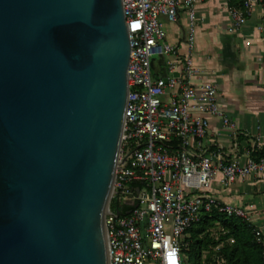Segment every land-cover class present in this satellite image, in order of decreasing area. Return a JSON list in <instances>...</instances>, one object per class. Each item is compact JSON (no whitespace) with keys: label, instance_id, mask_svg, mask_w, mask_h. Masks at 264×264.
Here are the masks:
<instances>
[{"label":"water","instance_id":"1","mask_svg":"<svg viewBox=\"0 0 264 264\" xmlns=\"http://www.w3.org/2000/svg\"><path fill=\"white\" fill-rule=\"evenodd\" d=\"M130 57L122 0H0V264H110Z\"/></svg>","mask_w":264,"mask_h":264},{"label":"built area","instance_id":"2","mask_svg":"<svg viewBox=\"0 0 264 264\" xmlns=\"http://www.w3.org/2000/svg\"><path fill=\"white\" fill-rule=\"evenodd\" d=\"M130 34L129 95L126 122L113 190L106 213L110 264H185L182 247L188 230L214 210L250 222L247 210L223 203L210 190L251 177L264 180V125L242 157L228 159L222 147L205 144L211 118L237 135L222 108L218 86L195 82L197 43L195 0H122ZM229 6L228 30H240L256 4ZM187 14V54L166 41L160 17L175 21ZM259 32L264 38V18ZM167 58L168 76L154 78L152 60ZM262 246L264 233L255 227Z\"/></svg>","mask_w":264,"mask_h":264},{"label":"crops","instance_id":"3","mask_svg":"<svg viewBox=\"0 0 264 264\" xmlns=\"http://www.w3.org/2000/svg\"><path fill=\"white\" fill-rule=\"evenodd\" d=\"M229 0H195L197 11V43L194 61L199 73L197 83L210 81L218 86L222 108L238 129L233 136L218 118H211L205 144L210 152L222 147L226 158L242 157L257 139L258 125H264V38L259 25L264 18V5L253 8L246 24L230 32ZM166 41L175 46L179 56L187 54V14L178 11L175 21L162 15ZM166 57H154V78L168 76ZM210 192L223 203L245 208L250 223L264 233V180L251 177Z\"/></svg>","mask_w":264,"mask_h":264},{"label":"trees","instance_id":"4","mask_svg":"<svg viewBox=\"0 0 264 264\" xmlns=\"http://www.w3.org/2000/svg\"><path fill=\"white\" fill-rule=\"evenodd\" d=\"M243 0H229L230 6H239ZM264 5V0L261 1ZM219 222L223 227L224 239L233 240L224 243L219 250L222 264H264L262 246L257 242L254 226L240 217H229L214 210L204 213L201 219L187 232L185 245L182 247L184 261L188 264H208L210 258L204 259V252L210 246L219 245L215 237H210V229Z\"/></svg>","mask_w":264,"mask_h":264},{"label":"rangeland","instance_id":"5","mask_svg":"<svg viewBox=\"0 0 264 264\" xmlns=\"http://www.w3.org/2000/svg\"><path fill=\"white\" fill-rule=\"evenodd\" d=\"M154 64H153V70H154ZM210 233V237H215V240L219 241V245L216 246H210L209 250L204 252V259H206L207 257L210 258V262L208 264H222L223 263V258L221 257L219 250L220 247L224 244V243H232L233 240L229 239V240H225L224 234L225 232L223 231V227L220 225L219 222L215 223V226L213 228L210 229L209 231ZM186 264H188L185 261Z\"/></svg>","mask_w":264,"mask_h":264}]
</instances>
